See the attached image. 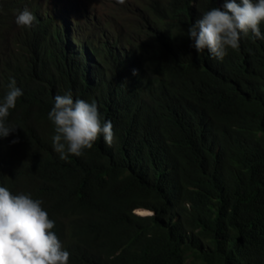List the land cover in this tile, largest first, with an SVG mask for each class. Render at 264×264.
<instances>
[{"label":"trees","instance_id":"16d2710c","mask_svg":"<svg viewBox=\"0 0 264 264\" xmlns=\"http://www.w3.org/2000/svg\"><path fill=\"white\" fill-rule=\"evenodd\" d=\"M25 2L31 28L0 18V101L10 79L23 92L0 187L42 201L68 264H264V22L220 61L187 32L224 0H133L88 19L98 32ZM69 92L111 147L60 159L48 113Z\"/></svg>","mask_w":264,"mask_h":264},{"label":"clouds","instance_id":"9594fccd","mask_svg":"<svg viewBox=\"0 0 264 264\" xmlns=\"http://www.w3.org/2000/svg\"><path fill=\"white\" fill-rule=\"evenodd\" d=\"M20 1L25 0H0V18L11 15L18 26L31 28L36 17L28 9L18 12L16 7ZM29 1L26 0L25 6ZM34 1L55 22L62 18L63 22L67 21L64 15L76 12L91 29L95 27L88 24V19L96 24L97 14L78 10L71 0L58 1L53 6L44 0ZM117 2L123 4L124 0ZM261 22H264V0H224L223 10L211 8L204 12L188 28L187 35L197 53L207 50L212 58L222 61L228 49L239 47L242 37L251 33L261 38ZM133 75H138L136 70ZM22 95L15 79H10L8 91L0 101V138L16 131V127L7 123V118ZM48 119L54 125L53 148L61 160L69 155L81 156L101 135L109 147L114 142L113 125L111 121L102 123L96 103L74 100L71 92L55 96ZM41 205L42 201L30 194L13 195L6 187H0V264H68L70 253L63 248L68 244L52 231L55 222L48 218Z\"/></svg>","mask_w":264,"mask_h":264},{"label":"rangeland","instance_id":"374dc122","mask_svg":"<svg viewBox=\"0 0 264 264\" xmlns=\"http://www.w3.org/2000/svg\"><path fill=\"white\" fill-rule=\"evenodd\" d=\"M48 5H54L55 2L64 1V0H44ZM133 0H124L123 4H132ZM68 3V2H67ZM71 3L77 8L78 10H83L90 13L97 14L98 17L104 19L107 18L110 14L113 15V10L118 9L121 11V7L123 4L117 2V0H71ZM71 5V4H69ZM71 5V9L74 10V6ZM117 10V12H118ZM84 16H88L84 14ZM81 18V17H80ZM83 20V18H81ZM84 21V20H83ZM85 22V21H84ZM94 32H98V28L95 26ZM142 212V211H140ZM139 214V212H138ZM142 216L141 214H139ZM152 216V214L150 215ZM147 217V216H143Z\"/></svg>","mask_w":264,"mask_h":264}]
</instances>
